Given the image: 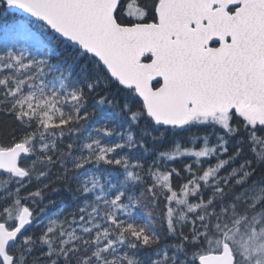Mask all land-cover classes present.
Instances as JSON below:
<instances>
[{
	"label": "snow or ice",
	"instance_id": "6c2138e0",
	"mask_svg": "<svg viewBox=\"0 0 264 264\" xmlns=\"http://www.w3.org/2000/svg\"><path fill=\"white\" fill-rule=\"evenodd\" d=\"M0 118V264H264V0H0Z\"/></svg>",
	"mask_w": 264,
	"mask_h": 264
},
{
	"label": "trees",
	"instance_id": "16d2710c",
	"mask_svg": "<svg viewBox=\"0 0 264 264\" xmlns=\"http://www.w3.org/2000/svg\"><path fill=\"white\" fill-rule=\"evenodd\" d=\"M53 55H54V60H58L60 62H63L65 64L69 63L70 60L68 59V53L64 52L61 46H57L55 45V42H53ZM111 111V110H109ZM3 119V118H0ZM97 119H101L100 117H97ZM102 122V120H101ZM52 199L55 201L54 205L51 206L46 215H52L54 214L58 209H60L61 207H67L70 204V197H68L67 195H60V196H53ZM47 203V201H46Z\"/></svg>",
	"mask_w": 264,
	"mask_h": 264
}]
</instances>
